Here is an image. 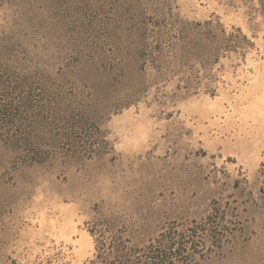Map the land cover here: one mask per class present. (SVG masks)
I'll return each instance as SVG.
<instances>
[{"label": "rangeland", "instance_id": "rangeland-1", "mask_svg": "<svg viewBox=\"0 0 264 264\" xmlns=\"http://www.w3.org/2000/svg\"><path fill=\"white\" fill-rule=\"evenodd\" d=\"M0 114V264H264V0H0Z\"/></svg>", "mask_w": 264, "mask_h": 264}, {"label": "trees", "instance_id": "trees-1", "mask_svg": "<svg viewBox=\"0 0 264 264\" xmlns=\"http://www.w3.org/2000/svg\"><path fill=\"white\" fill-rule=\"evenodd\" d=\"M2 116V114H0V117ZM173 244V243H172ZM167 248H170L167 246ZM120 259H126V255H122V254H119L118 255ZM134 256V255H133ZM145 258L148 259L150 262H153L154 263H158L160 262V259H159V252L157 253L156 252H152L151 250L147 251L145 254H144ZM152 264V263H150Z\"/></svg>", "mask_w": 264, "mask_h": 264}]
</instances>
